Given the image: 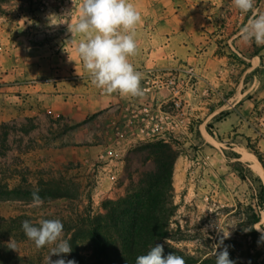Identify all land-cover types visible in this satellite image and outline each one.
I'll return each instance as SVG.
<instances>
[{
    "label": "rangeland",
    "instance_id": "374dc122",
    "mask_svg": "<svg viewBox=\"0 0 264 264\" xmlns=\"http://www.w3.org/2000/svg\"><path fill=\"white\" fill-rule=\"evenodd\" d=\"M189 1L199 5L207 2L212 17L216 16V3L226 7L224 14L231 13L233 7L231 0H131L142 16L138 29L145 35L166 15L178 13L175 10ZM74 5L73 0H12L4 4L5 14L0 15V188L38 190L45 194L52 191L69 196L43 201L42 206L34 208L32 197L0 195V217L26 216L36 225L41 219H59L64 230L78 226L89 217L106 215L103 204L124 200L131 189V176L138 180L142 173H151L155 168L152 162L144 164L145 156L134 153L147 143L135 142L130 136L126 141L118 135L127 105H123V99L127 97L105 94L110 96L107 108L88 120L91 135L78 133L76 142L72 135L76 127L51 110L61 109V102L68 100L74 109L80 108L86 94L87 99L92 96L97 102L102 93L92 84L75 51L84 37L79 34L72 37L67 23L57 24L67 21L61 16L69 11L73 20L78 17L80 0H74ZM141 40H136L138 48ZM129 59L133 60L134 56ZM209 101L212 102L211 98ZM211 102L200 100L194 103L195 110L199 113L204 108L210 113ZM202 124L203 119L198 118L192 137L170 144L178 153L172 176L175 213L164 245L192 259L194 264H215L213 252L217 244H220L217 251L227 247L235 264H264V241L255 229L264 227V207L259 206L264 177L254 169L256 163L264 174V132L257 141L240 139L238 144L243 147H228L223 142L224 164L230 170L226 169L220 179H188L186 157L193 159L190 147L196 150L200 146L208 157L206 147L216 149L220 144L214 125L209 122L200 128ZM103 142V158L88 164L78 162V166L75 163L68 166L62 160L52 166L51 154L47 152L51 146L92 147ZM107 148L113 151V157ZM245 154H251L255 162L248 161ZM208 192L213 196L210 201L205 198ZM224 233L229 236L225 237ZM64 238L68 240L71 235L64 233ZM15 242L17 251H12L31 264H45L52 247L37 249L29 239ZM79 246L83 257L92 254L89 241L84 240ZM64 258L72 260L73 256L70 253Z\"/></svg>",
    "mask_w": 264,
    "mask_h": 264
},
{
    "label": "crops",
    "instance_id": "0c3cea01",
    "mask_svg": "<svg viewBox=\"0 0 264 264\" xmlns=\"http://www.w3.org/2000/svg\"><path fill=\"white\" fill-rule=\"evenodd\" d=\"M216 5V16L212 17V11L209 10L211 7H208L207 2L201 5L191 1L184 2L180 10H175L178 13H169L171 16L166 15L154 30L149 29L145 35L138 29L140 23L135 31V40L142 39L139 42L141 44L134 59L130 60L142 74L141 86L149 71L190 66L199 75V97L195 103L206 99L203 98L206 90L210 92L205 103L211 102V98L212 112L206 113L201 108L202 111L197 115L199 119H203L200 128H204L209 122L214 125V134L220 144L216 149L206 147L207 173L202 179H220L219 176L226 173V169L230 170L224 164L223 142L228 147H243L238 144L240 139L257 141L264 132V46L245 44L240 36L241 27L252 13H241L233 6L230 7L231 13L224 14L226 7L220 3ZM254 11L264 12V0H257ZM148 98L152 99L144 94L140 97L128 96L123 99V105L131 100L144 101ZM109 103L110 96L102 91L97 102L92 96L87 99L86 94L80 108L74 109L71 100H68L61 102L63 106L58 111L54 107L51 110L57 117L68 121L70 126L76 127L72 134L76 142L78 133L84 131L87 137L91 135L88 120L105 110ZM204 114L206 117H203ZM83 128L85 130H81ZM104 148L103 142L100 146L92 147L51 146L47 152L51 154L52 166L61 160L68 166L69 163L78 166V162L88 164L93 160L98 161L99 157L103 158ZM106 150L109 151V148Z\"/></svg>",
    "mask_w": 264,
    "mask_h": 264
},
{
    "label": "clouds",
    "instance_id": "9594fccd",
    "mask_svg": "<svg viewBox=\"0 0 264 264\" xmlns=\"http://www.w3.org/2000/svg\"><path fill=\"white\" fill-rule=\"evenodd\" d=\"M231 3L241 13H252L240 29L242 41L245 44L264 46V12L254 11L257 0H231ZM71 13L72 11H69L61 16L67 18L66 22L57 24L67 23L72 37L76 34L84 37L78 42L75 51L84 69L89 73L92 84L105 94L117 93L122 97L143 96L142 74L129 59L137 54L135 31L142 21L141 13L131 0H80L78 17L73 20ZM31 195L32 207L42 206L43 199L39 191H33ZM255 229L261 233L260 239L264 241V227ZM22 230L37 249L52 246L45 257V264H76L75 260L64 258L71 253L72 248L64 238V225L59 219H41L38 225L24 220ZM224 235L228 237L229 233ZM7 247L17 251L16 242L12 239L7 243ZM214 248L215 264H235L230 259L227 247L217 251L220 248V244H217ZM53 255L58 258L52 260ZM135 264H186V261L175 253L165 255L164 245L158 243L151 246L146 254L138 255Z\"/></svg>",
    "mask_w": 264,
    "mask_h": 264
},
{
    "label": "trees",
    "instance_id": "16d2710c",
    "mask_svg": "<svg viewBox=\"0 0 264 264\" xmlns=\"http://www.w3.org/2000/svg\"><path fill=\"white\" fill-rule=\"evenodd\" d=\"M10 1L0 0V15L5 14L2 8ZM134 153L145 156L144 164L152 162L154 170L148 174L142 173V178L138 180L131 176L128 196L121 201L103 204L106 215L89 217L87 221H80L78 226L64 230L65 234L71 235L68 241L72 248V260L76 264H135L138 255L146 254L155 244L164 245L169 239L170 220L175 213L172 176L178 153L171 145L162 142L144 144ZM256 156L259 157L258 153ZM31 194L32 191L0 188V195L4 196L29 198ZM42 194L45 193L39 192L46 202L69 198L68 195L61 196L52 191ZM259 206L264 207V186L261 187ZM24 220L32 222L26 216L12 219L0 217V264H31L10 250L5 242L6 239H28L22 230ZM84 240L91 243L92 254L89 257H83L79 249ZM169 253L182 256L186 264H194L192 259L164 245V254Z\"/></svg>",
    "mask_w": 264,
    "mask_h": 264
},
{
    "label": "built area",
    "instance_id": "2783aa9c",
    "mask_svg": "<svg viewBox=\"0 0 264 264\" xmlns=\"http://www.w3.org/2000/svg\"><path fill=\"white\" fill-rule=\"evenodd\" d=\"M199 75L190 66H177L167 70L149 71L143 80L144 95L152 97L144 101L131 100L124 107V122L120 138L130 136L138 143L177 144L188 140L196 131L198 113L194 103L198 101L197 87ZM210 96L208 90L204 97ZM197 146V145H195ZM192 149V160L188 162V179H202L207 173L208 159L200 146ZM113 157V151L109 152ZM180 159H183L181 155ZM115 179V177H112ZM208 192L207 201L213 196Z\"/></svg>",
    "mask_w": 264,
    "mask_h": 264
},
{
    "label": "bare ground",
    "instance_id": "6f19581e",
    "mask_svg": "<svg viewBox=\"0 0 264 264\" xmlns=\"http://www.w3.org/2000/svg\"><path fill=\"white\" fill-rule=\"evenodd\" d=\"M251 155V154H250ZM248 154H245L244 157L248 160V161H253L255 162V158L253 159L252 156H250ZM252 162V163H253ZM260 166H258L256 163L254 164V169H256V171H258L263 177H264V174H263V171L261 170V168H259Z\"/></svg>",
    "mask_w": 264,
    "mask_h": 264
}]
</instances>
